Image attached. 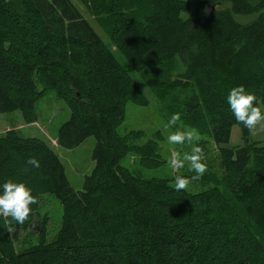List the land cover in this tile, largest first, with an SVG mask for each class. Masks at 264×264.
<instances>
[{"label":"trees","instance_id":"1","mask_svg":"<svg viewBox=\"0 0 264 264\" xmlns=\"http://www.w3.org/2000/svg\"><path fill=\"white\" fill-rule=\"evenodd\" d=\"M121 2L108 0L113 50L73 0H0V113L21 111L35 123L37 101L53 90L71 113L58 145L96 139L95 166L75 190L46 140L15 128L0 136V185L24 183L39 200L16 226L34 227L36 243L19 250L0 220V264H264V142L222 146L235 124L250 138L227 103L233 87L264 105V0H199L194 9L188 0ZM148 71V87L164 94L195 89L187 114L219 148L225 189L176 191L122 164L136 150L119 127L128 102L149 104L135 78ZM137 152L158 155L156 144ZM45 194L63 211L52 240Z\"/></svg>","mask_w":264,"mask_h":264},{"label":"rangeland","instance_id":"2","mask_svg":"<svg viewBox=\"0 0 264 264\" xmlns=\"http://www.w3.org/2000/svg\"><path fill=\"white\" fill-rule=\"evenodd\" d=\"M73 1L104 42L115 50L116 47L111 43L109 36L111 21L108 0H86L85 4L81 0ZM188 1L194 9L199 0ZM130 2L131 0H122L121 4H129ZM133 5L135 4L129 5L127 9H130ZM188 14H191V12L184 14V17ZM116 55L122 62H125L120 53L117 52ZM179 67L178 63L174 65V68L179 69ZM150 76V71L135 76L148 96L149 104L141 106L128 102L126 105V118L120 125L119 132L128 136V140L132 139L129 143L136 151L129 153L122 164L129 167L136 176L142 179L164 178L169 179L170 184L174 185L176 175L191 177L195 173L189 171L187 164L183 169L177 171H173L169 167L167 161L173 151H180L183 154L184 152H190V148L187 145H173L167 142V136L177 130L176 128H168L167 122L174 113H180L183 125L195 127L192 125V118L188 116L185 107L189 99L194 100L195 89L187 90L188 93H180L179 91L164 94L163 91L148 87L147 79ZM39 88L41 89V86ZM261 109L264 111L263 104ZM36 111L38 121L35 123H27L21 111L0 113V136L7 130L15 128L23 137L43 138L59 155L65 165L67 176L73 188L81 190L85 176L90 174L95 166L92 158L96 143L95 137H88L80 146L74 149H67L58 145V130L70 118L71 113L67 102L53 90L46 91L37 101ZM201 136L202 139L198 142V146L204 150L205 160L203 162L207 164L208 170L199 181L193 182L187 191L197 193L215 186L225 189L223 179L226 178V175L221 165L219 148H217L212 137L202 134ZM248 140L264 142V131L258 130L255 135L250 133V138L246 139L241 126L235 124L232 126L229 140L222 146L235 148L243 146ZM147 144L157 145L159 157L158 155L153 157L152 154L145 158L141 152H137V149ZM156 158H159L160 162L155 161ZM40 211L48 217V240H52L61 228L63 214L61 202L54 195L45 194L41 201ZM12 237L19 250L36 243L38 240L34 227L27 231H15L12 233Z\"/></svg>","mask_w":264,"mask_h":264},{"label":"clouds","instance_id":"3","mask_svg":"<svg viewBox=\"0 0 264 264\" xmlns=\"http://www.w3.org/2000/svg\"><path fill=\"white\" fill-rule=\"evenodd\" d=\"M227 103L230 106L236 121L243 124L248 131L255 135L257 131H264V111L257 106V97L246 91L243 85L233 87L228 96ZM168 128H176L167 136V142L173 145H187L190 152L173 151L167 163L173 171L183 169L186 164L189 171L195 173L191 177L176 175L174 188L176 191H187L190 185L199 181L206 173L207 164L204 150L198 146L202 139L201 133L195 127H186L181 123L180 113H174L167 122ZM27 165L39 168L40 163L34 157H29ZM0 220L8 233L16 231V226H23L29 219L31 205L38 204V197L32 195V190L24 183L8 180L0 185Z\"/></svg>","mask_w":264,"mask_h":264}]
</instances>
